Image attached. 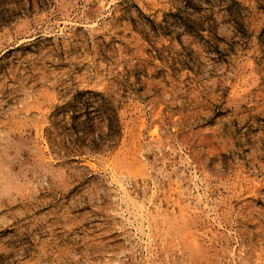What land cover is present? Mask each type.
<instances>
[{
	"label": "rangeland",
	"instance_id": "374dc122",
	"mask_svg": "<svg viewBox=\"0 0 264 264\" xmlns=\"http://www.w3.org/2000/svg\"><path fill=\"white\" fill-rule=\"evenodd\" d=\"M0 264H264V0H0Z\"/></svg>",
	"mask_w": 264,
	"mask_h": 264
}]
</instances>
